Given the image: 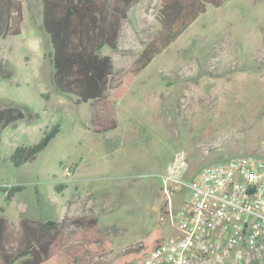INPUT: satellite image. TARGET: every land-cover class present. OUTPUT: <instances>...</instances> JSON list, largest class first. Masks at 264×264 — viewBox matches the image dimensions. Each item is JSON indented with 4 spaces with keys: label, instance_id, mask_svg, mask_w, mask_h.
I'll list each match as a JSON object with an SVG mask.
<instances>
[{
    "label": "rangeland",
    "instance_id": "obj_1",
    "mask_svg": "<svg viewBox=\"0 0 264 264\" xmlns=\"http://www.w3.org/2000/svg\"><path fill=\"white\" fill-rule=\"evenodd\" d=\"M20 1L22 33L0 40V105L17 106L25 113L0 140V189L23 187L10 202L0 190V216L15 232L23 218L47 221L92 215L114 242L112 253L103 258L109 261L155 229L171 234L160 222L167 201L178 210L189 194L177 181H188L201 167L233 154L252 150L264 155V0L208 5L195 23L207 22L210 33L198 41L191 39L189 28L162 53L185 42L193 53L184 48L178 52L184 58L213 57L217 40L211 27L213 19L221 17L222 45L235 58L233 68L242 70L222 74L205 86L195 81L190 96L175 100L191 107L166 109L151 100L157 92L166 98L165 74L154 73L159 55L115 103L118 128L102 134L91 130V105L77 104L53 85V48L43 31L42 0ZM160 8L161 0H141L123 24L118 48L101 50L114 59L115 71L123 79L155 38ZM189 84L183 81L179 89ZM56 124L60 132L35 161L18 168L11 163L17 147L37 143ZM168 176L173 181L165 182ZM77 231L71 227L67 236Z\"/></svg>",
    "mask_w": 264,
    "mask_h": 264
},
{
    "label": "trees",
    "instance_id": "obj_2",
    "mask_svg": "<svg viewBox=\"0 0 264 264\" xmlns=\"http://www.w3.org/2000/svg\"><path fill=\"white\" fill-rule=\"evenodd\" d=\"M140 1L42 0L43 31L53 48V85L59 93L74 97L77 104L91 105L90 126L94 133L116 130L119 123L115 103L124 97L135 78L206 13L208 5L218 8L228 0H161L157 14L160 28L123 79L115 71L114 59L102 55L101 50L105 46L118 48L123 24ZM23 10L20 0H0V40L22 33ZM24 118L21 108L0 105V140L7 127ZM59 132L60 125L56 124L37 143L17 147L10 156L11 163L18 168L35 161ZM238 155L264 156L249 150L215 162ZM22 189L12 186L0 190L10 202ZM71 227L78 231L67 236ZM164 238L163 231L155 229L146 239L105 261L114 242L95 216L84 214L47 221L23 218L18 232L0 216V264H128L159 247Z\"/></svg>",
    "mask_w": 264,
    "mask_h": 264
},
{
    "label": "built area",
    "instance_id": "obj_3",
    "mask_svg": "<svg viewBox=\"0 0 264 264\" xmlns=\"http://www.w3.org/2000/svg\"><path fill=\"white\" fill-rule=\"evenodd\" d=\"M177 182L189 194L178 210L167 201L160 222L171 234L128 264H264V156H234Z\"/></svg>",
    "mask_w": 264,
    "mask_h": 264
},
{
    "label": "crops",
    "instance_id": "obj_4",
    "mask_svg": "<svg viewBox=\"0 0 264 264\" xmlns=\"http://www.w3.org/2000/svg\"><path fill=\"white\" fill-rule=\"evenodd\" d=\"M219 18H221V17H215L213 19V23H212V27H211L213 30H216L214 32L215 33L214 36H216V40H217L215 42V44L213 45V49H212L213 50V53H212L213 57H211V58L209 57V59H204V56H203L201 59H199L196 57H190V55H189V56L184 58L183 56L178 54V52H180L184 48L190 50L193 53V51L190 49V46L188 48L185 47V42H182L181 44H179V46H178V44L175 45V47L173 48V52H171V53L163 55L162 54L163 52H162L161 54H159L162 56H160V59H159L158 64H157L158 67L154 73L165 74L164 86H165V89L167 91L165 94L166 98H164L163 95H160L157 92V94L154 95L155 98H151V100L155 99L157 102H160V104H162L164 107H166V109H168L169 107H173V108L179 109V110H181V108H183V107L186 109L187 107H191V106H189L188 104L182 105L180 99H178L177 103L175 100H176V98H181L182 95L190 96L191 90L194 87L195 81H200V82L202 81L204 86H205L207 84V82L213 83L215 81V79L219 78V76H221L222 74L228 75L230 73H234V72L237 73V71L242 70L241 68L239 70L233 68L235 66L233 64L234 63L233 60L235 58L229 57L228 56V50H226L227 47H224L225 45L224 46L222 45V39L220 38V35L222 32L221 28H223L222 27L223 23L220 21ZM199 23L200 22H197V24H196L194 22L189 27L191 29V30H189L190 35H191V39L192 38H194V39L198 38V41L201 40V37L203 35L206 36V34L210 33L209 32L210 29H208L209 26L207 25V22L205 23V21H203L200 24ZM196 31H197V33L195 34ZM121 38H122V34H121ZM184 41H185V39H184ZM219 45H220V47H219ZM201 46H203V45H201ZM200 48H201L200 51L203 52L204 47H200ZM217 48H220V51L218 54L215 52V49H217ZM192 53H191V55H192ZM159 55H157V56H159ZM154 59L151 61V63L154 61ZM151 63L143 71H145L151 65ZM153 77L154 76H152V78ZM183 81L184 82H190L192 84L185 86L186 87L185 90L182 91L179 89V86L180 85L184 86ZM181 89H182V87H181ZM166 100H169V101L172 100V101L166 105L165 104ZM149 102H150V97H147V103H149ZM203 111H205V108H203ZM207 158H210V157H206V159L205 158L204 159L207 160ZM208 160H210V159H208ZM171 171H172V166L170 167V174H171Z\"/></svg>",
    "mask_w": 264,
    "mask_h": 264
}]
</instances>
